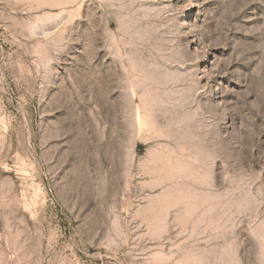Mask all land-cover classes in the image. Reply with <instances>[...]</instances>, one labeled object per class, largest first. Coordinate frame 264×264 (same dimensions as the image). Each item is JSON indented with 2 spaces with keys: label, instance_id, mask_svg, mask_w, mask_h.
<instances>
[{
  "label": "rangeland",
  "instance_id": "rangeland-1",
  "mask_svg": "<svg viewBox=\"0 0 264 264\" xmlns=\"http://www.w3.org/2000/svg\"><path fill=\"white\" fill-rule=\"evenodd\" d=\"M0 264H264V0H0Z\"/></svg>",
  "mask_w": 264,
  "mask_h": 264
}]
</instances>
